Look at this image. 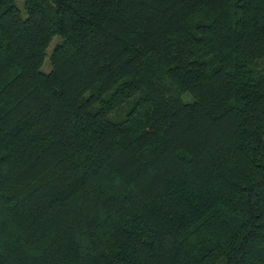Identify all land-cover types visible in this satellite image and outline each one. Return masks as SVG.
Masks as SVG:
<instances>
[{
	"label": "trees",
	"instance_id": "obj_1",
	"mask_svg": "<svg viewBox=\"0 0 264 264\" xmlns=\"http://www.w3.org/2000/svg\"><path fill=\"white\" fill-rule=\"evenodd\" d=\"M25 9L0 0V264H264V0Z\"/></svg>",
	"mask_w": 264,
	"mask_h": 264
},
{
	"label": "rangeland",
	"instance_id": "obj_2",
	"mask_svg": "<svg viewBox=\"0 0 264 264\" xmlns=\"http://www.w3.org/2000/svg\"><path fill=\"white\" fill-rule=\"evenodd\" d=\"M25 1H26V0H15V4L20 8V10L22 11L23 16H26V15H27V13H26V9H25ZM59 39H60V38H59L58 36H56V38L53 40V42L51 43V45H50V47H49L50 50L54 47L55 43H56ZM42 69H43L44 71H49V70H51V64H50L49 60H46V61L44 62V65H43Z\"/></svg>",
	"mask_w": 264,
	"mask_h": 264
}]
</instances>
